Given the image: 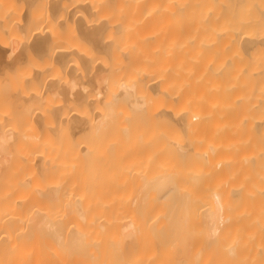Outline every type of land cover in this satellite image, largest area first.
Listing matches in <instances>:
<instances>
[{
    "label": "bare ground",
    "instance_id": "6f19581e",
    "mask_svg": "<svg viewBox=\"0 0 264 264\" xmlns=\"http://www.w3.org/2000/svg\"><path fill=\"white\" fill-rule=\"evenodd\" d=\"M176 16L185 23L165 26ZM157 29L232 36L246 49L264 43V0H0V264H264V117L253 111L264 44L263 58H245L248 46L204 74L203 108H176L188 69L140 53ZM118 37L128 59L116 71ZM231 96L240 116L233 106L217 115ZM115 107H128L126 124ZM112 129L142 149L136 162L163 164L146 172L152 186L95 182ZM206 171L223 183L198 193L191 178ZM243 172L245 182L221 187Z\"/></svg>",
    "mask_w": 264,
    "mask_h": 264
},
{
    "label": "rangeland",
    "instance_id": "374dc122",
    "mask_svg": "<svg viewBox=\"0 0 264 264\" xmlns=\"http://www.w3.org/2000/svg\"><path fill=\"white\" fill-rule=\"evenodd\" d=\"M18 9L19 8H17V10ZM18 11L20 12L21 9H19ZM181 17L176 16V18L172 19L173 21H171V20L169 21L171 23L168 22L167 24H165V26H168L169 24L176 25V26L179 25V24H183L184 21L181 22L183 20V17L182 18ZM152 30H150V31H152ZM152 32H153L152 34L150 32V34H148L147 36H144L143 39H141L139 41L140 53L143 56H146V55L148 56L149 55V57L151 55H152V57L156 55L159 60H161V59L163 60V62H161V63H163V65H165V66H167L168 65L167 63H169L171 61V60H167L168 59L167 57H169V55H170L169 59L172 58L173 67L178 66L181 69L184 68V71L186 70V68L188 69V71H187L188 73H184V75H182V77H183L182 79L184 80V82H185V80L188 81V83H189L188 87L185 90L182 89V90H184V92L180 91L181 89L176 87V90L180 91L179 93H182V95L177 93V91H175L174 89L172 90L173 93L171 92L172 96L174 97V98L172 97V102H173V105L176 108L181 105L180 104L181 101H184L183 103L185 105L189 104L190 107H194L192 109L203 108L204 105H200V104H202L201 103L202 102V98L204 97L206 92L209 93V90H208L206 82H205V78L207 79V77H206L207 75L204 76V74L205 73L206 74L207 73L208 74L211 73V71L214 69L216 63L217 64L218 63L219 64H223V61H224V63H227V62L230 61L229 58L230 59L232 57L236 58V56H239V53H241L242 56H243V53H242L243 50L245 52V50L249 48L248 46H250V45H248L247 48L244 49L243 42H241V41L238 42L237 39L235 40V38L233 40L232 36H231L232 38L229 37L230 39L228 38L229 40L228 39L226 40L227 36H225L226 37L225 38L224 35L222 37L221 34L218 35V36L214 35V37L210 38V40H208L209 36L211 37L213 35H209L208 37H206L207 35H205L204 37H206L205 38L206 40L205 39H200L202 37H199V36H197V37H199V39H195V38H197L195 36V38L193 37L194 40L193 39L189 40V39L192 38V35H189L188 33L187 34L190 36V38L187 37L188 36L187 34H185L186 36L184 34H180L179 36L176 35V37L178 36L177 38L176 37L174 38L172 36L173 37L172 38V37H169L168 35H166L164 33H159L158 29L154 30ZM215 36H217V39H220L222 37V38H225V40L223 41V43L222 42H218L215 39ZM219 36H220V38H219ZM213 42L214 43H218L221 46H222V44H224L223 45L224 46L223 49H221L222 48L221 46L219 48L220 50H223L225 52V54H223V55L220 53V55H222V56L219 57L220 59L212 57L213 51L216 52V47H214L216 44L214 45ZM126 43H128V42L122 41V40H120V37H118L117 47H116L117 51L112 56L113 59H115V61H116V63H115V66L117 67L116 71H119L122 68L123 61L128 59L127 58L128 53L126 51V45H127ZM263 44L264 43L260 42V43H256V44L251 45V46H253V47L250 46L251 48H249V51L251 50V54L248 53V50H246L247 55L244 53L245 58L247 56V59L250 60L251 57L249 55H253V56L256 55L257 54V50L259 52V49H260V47H262ZM263 47H264V45H263ZM263 47L261 48L262 50L264 49ZM261 49H260L261 52L258 53L259 55H260V53H261V55H263L262 54L263 51ZM224 52H222V53H224ZM237 52H238V54H237ZM110 53H111V51H110ZM216 53L218 55L219 54V50ZM226 53H231L232 57H230V55L228 56V54L226 56ZM254 53H256V54H254ZM233 54L235 56H233ZM166 55H168V56H166ZM261 55H260V57L263 58ZM223 56H225V57H223ZM157 57L155 59H157ZM221 57H223L222 61H220ZM254 58H255V56H254ZM223 59H225V60H223ZM164 62L166 64H164ZM170 63H169V65H170ZM181 69H178V70H181ZM182 71L183 70H181V73H183ZM112 80H114L113 89L114 90L118 89V86H119L118 76L117 75L113 76ZM150 89L151 90H149V91L151 93L154 90H159L160 91V89L157 88V87H155V89L154 88H150ZM262 89L263 88H261V92H262L261 95H260V93H258L259 89L257 90V88L255 90L253 89L251 91V93L253 92L251 94V100L252 101L256 100L255 97L257 98L258 95H260V98H261L259 101H254V103L251 101V103H253V105H254L255 103L260 102V105H259L260 111H258L259 109L256 111L257 107H255V106L253 107V111L255 113L257 112L256 113L257 116H258V114L260 115V113H261V115L264 117V115H263L264 114V94H263L264 93V89L263 90ZM235 94H236V92H235ZM52 97L53 96H51V98ZM51 98H50V100H51ZM53 98H52V101H50V104L54 105L53 100H55L56 97L54 96ZM58 98H61V97L58 96ZM223 99H225V97ZM228 101H229V103H231L233 105H231V104L229 105ZM228 101L227 100L225 102L223 101V105L226 102L227 103H226V105L224 107H222V109L220 111L221 113L217 112V115L218 114L222 115V113H224L223 115L227 114V116H228L229 114L227 113V111L230 113L231 112V111H229L230 106L231 107L233 106L232 107L233 108L232 109V113L235 112V114H234V115H236L235 117H238V115L240 114L239 110H241V102H240L239 97L238 96H231V97L228 98ZM125 106H127V105H125ZM47 107H49V105ZM125 109H127V111L126 110L121 111V109H119V107H115L114 122L118 118H123L122 121L124 123L126 122V117L129 116V115H127L128 114L127 112H128L129 109H128V107L127 108L125 107ZM223 109H226V110H223ZM254 112L251 114V116H253L255 114ZM237 113H238V115H237ZM214 114L216 115V113H214ZM256 115L254 117L257 118ZM231 116L229 115V117H231ZM235 117L233 116L232 119H236ZM236 134H238V133H236ZM107 142H108V150H107V156L108 157H107V162H105L106 169H105V171H98L97 172V176L95 178V182L98 183V184H99V181H102L103 183L106 182L108 187L117 189L119 191H123L125 193H134L137 190V186L138 185L141 186L143 184V182H145V180H148L150 178L149 176H152V177L156 176L157 173H158V167L160 165H163L160 162L159 159H156V160H154L152 162H150L151 160L149 159L150 163L148 162V165L146 163L147 166L145 165V163L143 161L142 162L144 164H141L142 162L141 163H138V161L136 162L135 160L136 159H140V156H142V155H140V153H139V156L136 153L138 151L139 152L142 151V149L141 148L139 149V147H135V146H134L135 148H132L131 146H133V145L130 146L132 149H130V147H127L126 145H121V142L119 140L118 131H115L114 129H112L111 132L109 133V137L107 138ZM142 152H141V154H142ZM149 153H150V151H149ZM141 159H142V157H141ZM145 166L147 167L146 170H144ZM216 171L219 172V168ZM146 172L149 175L148 177L145 176ZM155 172H156V175H155ZM252 173H254V172H251V174ZM248 175L249 174H246L245 172L240 173L239 175L238 174L237 175L232 174V177L229 180L231 182H228L227 184L225 183L221 187L225 188V187H227L228 184L235 185L236 183H240V181H244L245 182L246 179L248 178L247 177ZM251 177H249L251 181L255 180L254 178L252 180ZM145 178H147V179H145ZM186 178H188V180H189L188 176H186ZM150 179H153V178H150ZM191 179L194 180L197 183V185L195 187H192V188L197 190L198 193H202V192L210 193L215 188L216 182H219L221 184V183H223V180H224V178L221 179V176H219V175H212V174L210 175L208 171H206V174L202 173V174L194 176ZM148 181L150 182V180H148ZM152 181L153 180H151V182ZM151 182H150V185H151ZM255 182H259L258 179H256ZM150 185L148 183V185L146 186L147 187L146 189H149L148 190L149 194L152 191H154V193H155V188L154 187L153 188L150 187ZM152 185H153V182H152ZM216 185H218V184H216ZM143 186H144V184H143ZM243 189H244V187L240 186V190L239 191H235L236 196H240L242 194ZM149 194H147V195H149Z\"/></svg>",
    "mask_w": 264,
    "mask_h": 264
}]
</instances>
